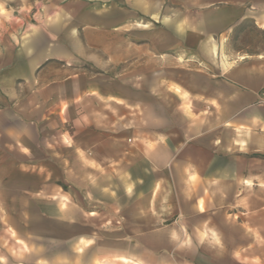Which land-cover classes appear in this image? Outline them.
Wrapping results in <instances>:
<instances>
[{"label": "crops", "instance_id": "obj_1", "mask_svg": "<svg viewBox=\"0 0 264 264\" xmlns=\"http://www.w3.org/2000/svg\"><path fill=\"white\" fill-rule=\"evenodd\" d=\"M250 263L264 0H0V264Z\"/></svg>", "mask_w": 264, "mask_h": 264}, {"label": "rangeland", "instance_id": "obj_2", "mask_svg": "<svg viewBox=\"0 0 264 264\" xmlns=\"http://www.w3.org/2000/svg\"><path fill=\"white\" fill-rule=\"evenodd\" d=\"M87 107H88L89 111H95L97 109L98 105H97L96 102L90 101V103L87 104ZM105 110H106V112H110L111 113V108L108 107V108H105ZM124 110H126L125 107H122L121 112H123Z\"/></svg>", "mask_w": 264, "mask_h": 264}]
</instances>
